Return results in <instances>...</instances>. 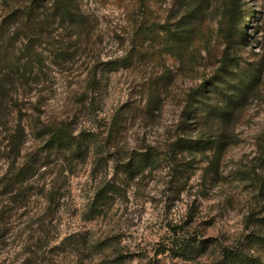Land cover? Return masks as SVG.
<instances>
[{
    "label": "rangeland",
    "instance_id": "1",
    "mask_svg": "<svg viewBox=\"0 0 264 264\" xmlns=\"http://www.w3.org/2000/svg\"><path fill=\"white\" fill-rule=\"evenodd\" d=\"M77 3L88 32L60 28V51L70 50L60 65L48 59L47 75L11 94L16 112L8 125L21 120L28 132L23 156L46 165L27 206L11 205L0 225V264H226L224 247L264 264V0H238L240 14L229 22L232 33L247 27L246 39H230L240 67H260L251 97L228 126L201 115L188 127L186 97L214 78L228 45L225 0H210L205 19L184 31L194 39L180 55L152 39V19L145 22L137 0ZM150 7L160 24L184 12L173 0H150ZM5 12L0 0V21ZM149 86L159 87L155 95ZM53 120L86 138L84 159L50 155L34 126ZM225 132L234 140L216 172L210 156L181 166L187 154L171 153L179 136L222 139ZM148 149L159 162L125 179L117 159ZM8 164L0 157V178ZM106 185L113 189L99 203ZM176 230L198 246L192 258L175 255Z\"/></svg>",
    "mask_w": 264,
    "mask_h": 264
},
{
    "label": "trees",
    "instance_id": "2",
    "mask_svg": "<svg viewBox=\"0 0 264 264\" xmlns=\"http://www.w3.org/2000/svg\"><path fill=\"white\" fill-rule=\"evenodd\" d=\"M209 3L210 0H173L174 7L180 8L184 14L177 16L174 21L167 20L163 24L156 22L153 18L150 0H137L136 10L143 11L146 23L148 19H152L149 25V35L152 39H160L164 49L180 55L194 39L193 33L186 34L184 31L190 26L195 29L194 24L205 19L209 13ZM2 4L6 12L0 21V157L5 158L9 164L0 178V198H6L3 200L6 203L0 204V225L8 222L11 205H17L18 210L27 206L26 202L35 190L33 178L46 165L44 164L46 162L30 160L26 155L23 156L28 132L21 120L17 119L14 125H8L9 117L16 112L11 94L22 85L32 80H40L42 76L47 75L46 70L50 68L49 63L47 64L48 59L60 65V54L63 51H70L68 46H63V51H60L62 43L60 28H63L65 33L75 28L80 33H87L89 20L77 0H2ZM225 4L223 18L226 25L222 27V30L224 29V37L228 45L222 51L220 66L217 73L213 75L214 78L204 80L188 93L186 97L188 111L184 115L185 127L199 121L201 115L213 119L217 117L218 121L225 126L232 124L237 116V110L242 108L251 97L261 76L259 65L246 66L242 69L239 56L231 52V40L246 39L247 27L241 32L240 28L235 26V32H230L232 27L229 22L234 21V18L240 14V8L238 0H225ZM136 10H133V15ZM241 18L238 19L239 22ZM149 89L152 90V95H155L159 87L157 90L156 86H149ZM148 105L152 106L151 101ZM188 119L191 121L189 122ZM34 128L38 137L46 141L47 146L52 145L50 155L60 156V153H67L73 158H85L89 146L86 138L82 135L75 136L62 128L60 121L53 120ZM227 133H224L222 139H213L205 134L179 136L171 144V153L187 154L188 158L184 162H177L181 166L189 165L196 155L210 156V161L214 165L213 171L216 172L220 156L234 140V136ZM190 155L193 156L190 157ZM159 158L160 154L157 150L148 149L130 153L126 159H117L116 165L121 166L124 178L131 180L143 173L149 165L158 163ZM180 171H185V167L180 168ZM112 189L113 186L106 185L99 203ZM47 190L51 199L53 198L52 201H55L56 190L53 187ZM179 228L182 227L179 226ZM185 235L176 230L175 245L178 251L175 255L192 258L198 246L193 239H188ZM181 252L184 254H180ZM221 256L226 264H261L260 260L244 259L237 252L226 247L221 249Z\"/></svg>",
    "mask_w": 264,
    "mask_h": 264
}]
</instances>
